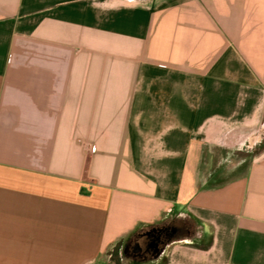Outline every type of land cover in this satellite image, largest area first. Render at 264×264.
<instances>
[{
	"label": "crops",
	"instance_id": "0c3cea01",
	"mask_svg": "<svg viewBox=\"0 0 264 264\" xmlns=\"http://www.w3.org/2000/svg\"><path fill=\"white\" fill-rule=\"evenodd\" d=\"M263 122L264 0H0V264H95L174 208L212 245L148 264H264V146L215 168Z\"/></svg>",
	"mask_w": 264,
	"mask_h": 264
},
{
	"label": "trees",
	"instance_id": "16d2710c",
	"mask_svg": "<svg viewBox=\"0 0 264 264\" xmlns=\"http://www.w3.org/2000/svg\"><path fill=\"white\" fill-rule=\"evenodd\" d=\"M163 227H168L173 231L170 232L171 236L167 241V246L175 243H189L195 248L207 250L212 245L213 234L204 222L198 220L183 208H174L159 224L148 227H138L129 235L128 238L119 241L114 248L118 249V247L124 246V254L126 255L125 249L127 245L131 242L135 243L139 236H144L146 238V243L144 245L146 247L147 243L158 235L157 233H154L155 237L149 239L147 232L152 231L153 229L158 230ZM164 252L165 250L162 251L156 259L153 258V255L147 259L131 258L133 261L132 264H148L150 262L159 261L164 255ZM118 259V262H120V258ZM165 261L166 259L163 263Z\"/></svg>",
	"mask_w": 264,
	"mask_h": 264
},
{
	"label": "rangeland",
	"instance_id": "374dc122",
	"mask_svg": "<svg viewBox=\"0 0 264 264\" xmlns=\"http://www.w3.org/2000/svg\"><path fill=\"white\" fill-rule=\"evenodd\" d=\"M264 146V137L263 140L260 141V144L255 145L252 150L243 146L240 149L239 147L234 146L233 148L225 149L222 152L218 153L217 158L215 160V168L221 167L225 169H232L234 167H238L237 170H228L225 172L226 174H222L219 179H229L233 177L236 173L240 172V169L245 168L249 165L250 159L253 154L257 152L258 148ZM118 258H120V262H118ZM166 259L165 255L161 257V261L163 262ZM132 264L133 261L130 257H127L124 254V246H120L117 248L109 249L107 252L103 254L101 259H99L95 264Z\"/></svg>",
	"mask_w": 264,
	"mask_h": 264
},
{
	"label": "flooded vegetation",
	"instance_id": "af4514ba",
	"mask_svg": "<svg viewBox=\"0 0 264 264\" xmlns=\"http://www.w3.org/2000/svg\"><path fill=\"white\" fill-rule=\"evenodd\" d=\"M264 137V134H263ZM262 137V140H263ZM261 140V141H262ZM239 145L242 146H247L251 149V151L254 149L252 146H250L249 140L248 138L243 141V143H240ZM172 230H170V228L168 227H163L160 228L158 230H156L154 233H157L158 235L155 237L154 233L149 235V239H151L152 237L154 239H152L151 241H149V243H147V246L145 247V237L144 236H139L137 241H135V243H129L125 249V253L127 257H130L132 259H147L150 258L152 255H154L155 250H165L167 247V241L169 239V237L171 236V232ZM173 232V231H172ZM154 243L153 246H151V243Z\"/></svg>",
	"mask_w": 264,
	"mask_h": 264
},
{
	"label": "water",
	"instance_id": "95a60500",
	"mask_svg": "<svg viewBox=\"0 0 264 264\" xmlns=\"http://www.w3.org/2000/svg\"><path fill=\"white\" fill-rule=\"evenodd\" d=\"M264 134V122L262 123V125L255 129V131L248 137L250 146H254L255 144H257L259 141L262 140ZM157 229H153L152 231L147 232L148 235L154 233ZM151 246L154 245V243L152 242L150 244ZM163 250H155L153 258L156 259L159 257V255L162 253Z\"/></svg>",
	"mask_w": 264,
	"mask_h": 264
}]
</instances>
